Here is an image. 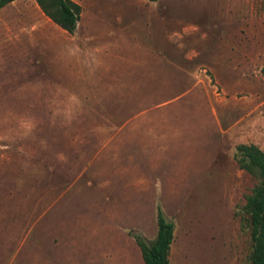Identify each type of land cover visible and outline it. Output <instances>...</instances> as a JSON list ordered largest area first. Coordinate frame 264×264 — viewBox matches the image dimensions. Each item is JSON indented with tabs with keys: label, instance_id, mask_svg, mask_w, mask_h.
<instances>
[{
	"label": "rangeland",
	"instance_id": "374dc122",
	"mask_svg": "<svg viewBox=\"0 0 264 264\" xmlns=\"http://www.w3.org/2000/svg\"><path fill=\"white\" fill-rule=\"evenodd\" d=\"M72 1L73 33L0 8V264H145L159 209L169 264H252L264 0ZM183 107L200 147L174 146Z\"/></svg>",
	"mask_w": 264,
	"mask_h": 264
},
{
	"label": "trees",
	"instance_id": "16d2710c",
	"mask_svg": "<svg viewBox=\"0 0 264 264\" xmlns=\"http://www.w3.org/2000/svg\"><path fill=\"white\" fill-rule=\"evenodd\" d=\"M14 0H0V8ZM46 16L68 33H73L80 18V5L72 0H35ZM264 73V67L262 68ZM239 164L244 168H255L262 178L260 185L249 198V218L252 237V264H264V153L255 145L240 144L236 147ZM132 236L141 250L145 264H169L170 245L174 238V224L161 209L157 214V232L154 238L146 239L141 233L132 231Z\"/></svg>",
	"mask_w": 264,
	"mask_h": 264
},
{
	"label": "crops",
	"instance_id": "0c3cea01",
	"mask_svg": "<svg viewBox=\"0 0 264 264\" xmlns=\"http://www.w3.org/2000/svg\"><path fill=\"white\" fill-rule=\"evenodd\" d=\"M198 114L197 110L190 107L178 108V128L173 129L174 146L185 148H197L201 146L205 133L204 135L199 134V125L202 124H199ZM205 128L206 126H204ZM199 135H202V138H199Z\"/></svg>",
	"mask_w": 264,
	"mask_h": 264
}]
</instances>
